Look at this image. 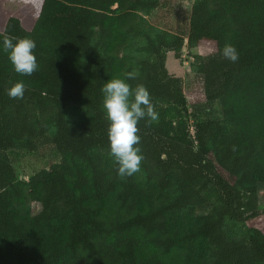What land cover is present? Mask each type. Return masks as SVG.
Wrapping results in <instances>:
<instances>
[{
    "label": "trees",
    "instance_id": "1",
    "mask_svg": "<svg viewBox=\"0 0 264 264\" xmlns=\"http://www.w3.org/2000/svg\"><path fill=\"white\" fill-rule=\"evenodd\" d=\"M172 1L0 0V264H264V0H199L190 19ZM161 5L177 27L155 40L142 12ZM141 35L152 57L125 53ZM6 36L35 41L30 76L13 70ZM186 38L205 57L189 88ZM115 78L146 87L158 113L137 124L144 178L119 176L110 155L101 88ZM17 81L22 99L7 95ZM166 103L192 107V136ZM81 108L91 117H68ZM43 146L62 161L19 180L9 152Z\"/></svg>",
    "mask_w": 264,
    "mask_h": 264
},
{
    "label": "clouds",
    "instance_id": "2",
    "mask_svg": "<svg viewBox=\"0 0 264 264\" xmlns=\"http://www.w3.org/2000/svg\"><path fill=\"white\" fill-rule=\"evenodd\" d=\"M2 48L8 54L13 70L20 75L30 76L37 70L38 64L34 49L36 43L30 38L4 37ZM226 59L235 62L238 53L233 45L226 44L222 50ZM127 79H135L128 73ZM103 110L108 123L107 136L110 155L117 165V174L121 177L132 176L141 168L143 155L137 146V124L141 119H158L150 94L146 87L137 85L134 89L125 79L108 80L101 88ZM25 93L23 81H17L7 89V95L13 99H22Z\"/></svg>",
    "mask_w": 264,
    "mask_h": 264
},
{
    "label": "rangeland",
    "instance_id": "3",
    "mask_svg": "<svg viewBox=\"0 0 264 264\" xmlns=\"http://www.w3.org/2000/svg\"><path fill=\"white\" fill-rule=\"evenodd\" d=\"M199 0H173V6H180L182 15L187 19H190V11L194 4ZM174 8L166 5L152 10L149 13L142 12L144 15V31L151 35V37L158 40L159 35H163L167 39L171 38L172 31L177 27V18L173 10ZM170 26L172 28H170ZM147 43L145 35L138 36L133 39L131 45L125 50V53H129L135 57H150V53L142 50V47ZM152 57V56H151ZM202 51L197 47L189 43L188 38L185 39V43L182 50V61H184L186 75L184 77V84L186 88H189L197 77L198 67L204 60ZM167 107V118L173 121L174 127H185L191 134L192 129L196 122L194 116V110L192 107L185 106L179 107L170 103H166ZM210 116L214 119H224L222 105L220 100L213 102L209 109ZM68 117L71 120L83 119L91 117L89 109L81 108L75 112L69 111ZM17 170L18 179L21 181L29 180L32 175L39 172L40 170L47 169L53 164H58L62 161V154L53 146H43L41 149L30 152L23 148L14 149L9 152ZM142 178H144V171L142 168L138 171ZM260 196V209L264 210V186L259 191ZM41 210V206L38 202L33 204V211L38 212ZM210 210L209 208L205 209ZM228 232L234 237H240L246 230L244 223L235 221L232 219L228 220Z\"/></svg>",
    "mask_w": 264,
    "mask_h": 264
},
{
    "label": "built area",
    "instance_id": "4",
    "mask_svg": "<svg viewBox=\"0 0 264 264\" xmlns=\"http://www.w3.org/2000/svg\"><path fill=\"white\" fill-rule=\"evenodd\" d=\"M193 130V132H194V129H192Z\"/></svg>",
    "mask_w": 264,
    "mask_h": 264
}]
</instances>
